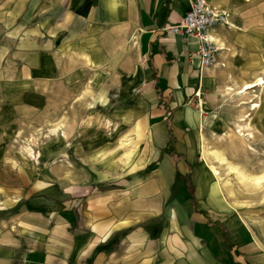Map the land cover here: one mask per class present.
<instances>
[{
    "label": "crops",
    "instance_id": "0c3cea01",
    "mask_svg": "<svg viewBox=\"0 0 264 264\" xmlns=\"http://www.w3.org/2000/svg\"><path fill=\"white\" fill-rule=\"evenodd\" d=\"M206 1L229 13L209 68L166 32L188 0H0V264H264L199 126L229 72L264 79V0ZM46 114L33 160L14 142Z\"/></svg>",
    "mask_w": 264,
    "mask_h": 264
},
{
    "label": "rangeland",
    "instance_id": "374dc122",
    "mask_svg": "<svg viewBox=\"0 0 264 264\" xmlns=\"http://www.w3.org/2000/svg\"><path fill=\"white\" fill-rule=\"evenodd\" d=\"M238 64L239 62H236L234 66L237 67ZM229 73L231 76H227L228 86L220 87L215 93L205 92L202 96L204 104L209 105L208 98L211 96L210 102L218 106L213 111L204 109L210 124L204 117L201 119V114L199 116V126H208L205 128V134L201 135L202 158L204 157V164L221 193L233 203L234 209L243 213L249 226L264 242V182L258 186L251 181L264 175V110L251 108L254 104H263L264 86L259 90L248 91V96L237 95L245 85L263 78L252 77L248 82L242 80L240 71L235 70L234 77L238 86L235 81L234 86L230 84L233 72ZM228 88L233 90L230 96L227 95ZM76 99L81 100L83 97ZM243 102L249 103V106L239 107ZM198 103L200 102L197 100L193 107L198 109ZM82 111L75 110V115L80 116ZM52 118L55 119V116ZM53 119L51 120L50 114H46L38 119L41 123L23 125L21 131L26 132V139L17 140L14 147L20 151H24L23 147L25 150L30 148L33 152L40 146L48 148L50 139L54 136L53 131L58 130V134L63 128L61 125L56 127ZM243 119H246V122H241ZM216 156H220L224 161L221 162ZM232 168L237 170L232 171ZM242 175L247 179L244 180Z\"/></svg>",
    "mask_w": 264,
    "mask_h": 264
},
{
    "label": "built area",
    "instance_id": "2783aa9c",
    "mask_svg": "<svg viewBox=\"0 0 264 264\" xmlns=\"http://www.w3.org/2000/svg\"><path fill=\"white\" fill-rule=\"evenodd\" d=\"M190 10L180 23L169 26L166 32L199 41L197 52L204 68L217 64L219 47L211 40L208 32L217 26L229 25V13L226 10L211 6L206 0H188Z\"/></svg>",
    "mask_w": 264,
    "mask_h": 264
},
{
    "label": "bare ground",
    "instance_id": "6f19581e",
    "mask_svg": "<svg viewBox=\"0 0 264 264\" xmlns=\"http://www.w3.org/2000/svg\"><path fill=\"white\" fill-rule=\"evenodd\" d=\"M263 86H264V79H258V80L255 81L254 83H251V84H247V85H245V86L241 89L242 91L239 92V93H237V95H245V96H248V91H250V90H254V89H256V88H262ZM226 91L228 92V93H227L228 96H230V95L233 93V90H232L231 88H228ZM244 106H249V103H247V102H243L242 104H240L239 107H244ZM251 108H252V110H256L257 108H260V107H259V104H254V106H252ZM244 118H245V117H244ZM246 118H248V116H247ZM241 122H246V119L241 120ZM57 131H58V130H54L53 133L56 134ZM248 137H250V136H248ZM25 151H26V153L28 154V156H29L30 158H32L33 160H36V159H37V154H35V153L33 152L32 149L28 148V149H26ZM214 155H216V154H214ZM216 157H217L218 159H220V156H216ZM223 159H224V158H223ZM220 160H222V159H220ZM223 161H224V160H222L221 162H223ZM225 162H226V161H225ZM234 170H237V169L232 168V171H234ZM242 178H243L244 180L247 179V178H246L245 176H243V175H242ZM247 181H248V180H247ZM251 181L254 182L256 185L260 186V185L264 182V175H263V176H260V177H257V178H254V179H252Z\"/></svg>",
    "mask_w": 264,
    "mask_h": 264
},
{
    "label": "trees",
    "instance_id": "16d2710c",
    "mask_svg": "<svg viewBox=\"0 0 264 264\" xmlns=\"http://www.w3.org/2000/svg\"><path fill=\"white\" fill-rule=\"evenodd\" d=\"M164 102V100L162 99V103ZM165 105H166V103H165Z\"/></svg>",
    "mask_w": 264,
    "mask_h": 264
}]
</instances>
